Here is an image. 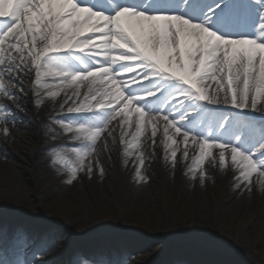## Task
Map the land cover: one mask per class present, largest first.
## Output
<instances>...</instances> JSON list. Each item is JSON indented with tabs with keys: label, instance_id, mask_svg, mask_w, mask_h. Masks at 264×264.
<instances>
[{
	"label": "bare ground",
	"instance_id": "obj_1",
	"mask_svg": "<svg viewBox=\"0 0 264 264\" xmlns=\"http://www.w3.org/2000/svg\"><path fill=\"white\" fill-rule=\"evenodd\" d=\"M129 1L139 0H112L107 7L96 0H0V18H7L0 22V28L7 25L0 33V67L11 69V79H1V87L17 92L24 87L18 95L21 108L45 121L38 127L34 120L30 149L22 146L15 156L22 165L33 159L35 170L26 169L34 191L41 198L55 197L51 212L64 216L73 236L83 215L95 211L100 228L83 234L87 240L108 234L112 219L122 224L117 235L139 233L150 224L166 238L185 228L186 236L174 234L164 241L171 248L177 242L199 243L202 253L242 255L264 264V252L256 249L264 239V217L255 221L264 210V173L251 176L255 185L261 180L258 196L228 190L233 180H242L245 188V169L264 165V150L242 155L230 169H221L215 160L205 171L193 167L205 146L198 134L205 124L245 150L264 138V28L254 26L264 19L256 10L264 0L247 1L245 12H234L227 22L210 7L213 0H159L176 16L166 19L155 13V4L144 6L143 13L122 10L120 4ZM241 34L257 37L259 44L238 40ZM44 55L48 58L41 62ZM163 71L174 79L161 76ZM35 78L39 86L33 94ZM184 81L203 91L205 104L175 84ZM170 86L175 87L178 118L167 114L168 104L160 105ZM3 100L12 104L0 96ZM209 104L224 106L229 117L222 119L224 113ZM239 107L247 119L237 115L243 110ZM83 110L68 123V132L57 128L59 116ZM51 126L61 132L58 138L50 134ZM6 135L0 129V139ZM175 150L181 151L176 159ZM216 150L215 158L224 153ZM14 170L0 159V183L11 180ZM60 176L68 195L52 187ZM3 193L0 189V198ZM236 197L251 206L226 215L225 204ZM82 204L85 213L74 217L71 212ZM209 231L220 235L209 237ZM145 262L154 263V256L146 255Z\"/></svg>",
	"mask_w": 264,
	"mask_h": 264
},
{
	"label": "rangeland",
	"instance_id": "obj_2",
	"mask_svg": "<svg viewBox=\"0 0 264 264\" xmlns=\"http://www.w3.org/2000/svg\"><path fill=\"white\" fill-rule=\"evenodd\" d=\"M0 73H2L0 74V79L5 78L4 81L11 79L10 67L1 66ZM38 86L39 83L37 82L36 88ZM23 88H19L20 92L14 91L10 86L2 89L0 83V96H5L6 99L10 100L12 103L9 104L5 100L2 102L0 101V129L2 133L7 134L4 138L0 139V159L5 163L11 164L15 169L10 173L12 176L11 180L0 183V189L4 192L0 198V244L4 240L5 233L8 229H12L14 234L28 239L22 240L31 243L30 249L32 250V257L30 260H26L29 261V264H63V255L64 252L67 251V248L69 250L66 253L72 264H95L100 263L99 260L101 259H106L115 263L119 260L116 264H148L145 262V256L149 254L154 256V263L152 264H202V261L206 262L204 264L252 263L248 258H244L242 255L226 259L222 254L206 252L203 256L200 253L201 246L199 243L186 246L181 242H177L178 244L170 248L164 240L172 238L171 236L175 233L167 234L166 238L161 237L158 233L154 232L155 230L150 224L139 229V233H124L117 235L116 233L121 230L120 227L122 224L112 219L107 223L110 229L108 234L104 237L87 240V238H83L82 235L100 228V223L97 220L95 211H91L90 213L92 215L90 216L89 214L83 215L85 213L83 211V204L79 209L71 212L74 217L83 215L85 219L83 223L78 224L73 229V232L76 233L77 236L74 235V237L71 235V229L66 224L64 216H59L58 214L54 215L51 212L50 205L55 197L50 196L41 198L38 193L34 191L35 183L32 181L26 169L28 167L32 172L35 170L33 159L32 161L30 160V163L26 162L22 165L24 161L20 159L21 157L19 156L20 158H17V156H15V152L22 146L26 147L27 151L30 149L31 145L28 144L32 141L30 140V126H34L36 117L31 114V110L29 111L28 109L21 108L22 104L18 100V95L22 92ZM57 90L58 88H55L54 92ZM38 107L39 104L37 108ZM174 110L173 108L172 111L168 112L173 113ZM79 112L78 114L66 112L64 115L59 116V118H57L59 121V124H56L57 128L59 129V127H61L62 132H68V130L71 129L67 126L68 123L76 119V116H81L80 114L84 113L85 110ZM54 118L52 119L54 123H56ZM44 122L43 119L38 125L35 120L38 127L44 125ZM50 130V134L56 138H58L61 133L52 126ZM262 131H264V126L262 127ZM215 137H219L221 141L218 140L220 141L218 142L214 140L213 142H206L207 139H217ZM202 139L206 142L204 144V149L193 164L194 168L200 169L201 171H205L209 162L214 160L221 169H230L237 164L238 159L244 154L241 149L222 143L226 138L221 134L215 133V129L213 128L207 127ZM60 146L61 145H57L56 147ZM227 147L232 149L231 153L226 151ZM217 148L223 150L224 153L215 158ZM258 148H262L261 144ZM58 149L59 148H57V150ZM52 150L53 148L49 149L47 154L51 153ZM250 153L248 152L247 155L251 156ZM179 156H181V151L175 150L172 157L176 159ZM262 160H264V158H262ZM245 170V173L249 176V182L245 185V188L241 187L242 180H233L229 182V193L232 194L234 189H237V191H241V189L245 191L246 189L248 195L254 194V197L262 194L263 192H261L260 189H256L257 184H259L261 180L255 181V185L252 182L256 179L251 177L254 172L264 173V166L262 163H253L250 168ZM52 187L55 188L56 191H63L62 194L68 195L64 187V176L57 178ZM155 194L157 198V193ZM238 201L239 199L236 197V199H231L225 204V210L227 211L225 213L226 215L231 211L233 212V210L245 211L252 204L251 201H245L241 205ZM15 211L18 212V215ZM263 217L264 210L262 217L257 218L255 221L261 222ZM5 218L6 221H3ZM203 223L207 224L208 222L205 221ZM207 234L209 237L213 235L219 237L220 235L218 232L213 233L211 231ZM54 235L57 237L55 242L53 241ZM175 235L179 237L186 236L187 229H178ZM39 240L40 242H47L48 245L41 244L43 247L40 246ZM256 249L260 252H264V239H261L256 244ZM2 257L7 260L8 255L6 252L0 254V264H4V261H1ZM42 258L43 260H41Z\"/></svg>",
	"mask_w": 264,
	"mask_h": 264
},
{
	"label": "water",
	"instance_id": "obj_3",
	"mask_svg": "<svg viewBox=\"0 0 264 264\" xmlns=\"http://www.w3.org/2000/svg\"><path fill=\"white\" fill-rule=\"evenodd\" d=\"M3 221H6V218L5 219H3ZM171 248V247H170ZM207 252V251H206ZM206 252H204V253H202V252H200L203 256L206 254ZM209 252H210V250H209ZM214 251H212V252H210V253H213ZM217 252V251H216ZM215 253V252H214ZM217 254H222L223 255V252H218ZM224 256V255H223ZM225 257V256H224ZM217 258V257H216ZM225 258H231V257H225ZM218 259V258H217Z\"/></svg>",
	"mask_w": 264,
	"mask_h": 264
}]
</instances>
